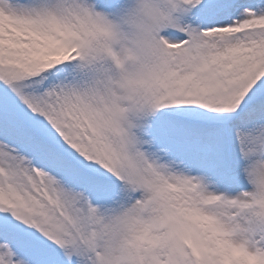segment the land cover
I'll use <instances>...</instances> for the list:
<instances>
[{
    "label": "snow or ice",
    "instance_id": "obj_1",
    "mask_svg": "<svg viewBox=\"0 0 264 264\" xmlns=\"http://www.w3.org/2000/svg\"><path fill=\"white\" fill-rule=\"evenodd\" d=\"M0 264H264V0H0Z\"/></svg>",
    "mask_w": 264,
    "mask_h": 264
}]
</instances>
